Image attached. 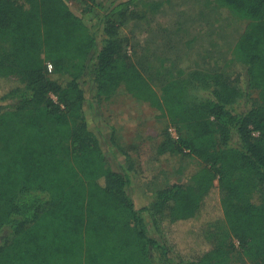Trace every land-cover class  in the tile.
Listing matches in <instances>:
<instances>
[{
    "label": "trees",
    "instance_id": "trees-1",
    "mask_svg": "<svg viewBox=\"0 0 264 264\" xmlns=\"http://www.w3.org/2000/svg\"><path fill=\"white\" fill-rule=\"evenodd\" d=\"M86 1L87 13L72 0H0L12 39L0 60V264H264V0H213L247 22L232 49L244 73L194 68L161 94L121 31L137 0ZM101 9L94 27L86 16ZM87 77L102 98L122 91L160 112L158 160L197 159L190 183L136 206L130 171L89 126ZM110 141L123 152L115 131ZM219 221L231 237L212 243Z\"/></svg>",
    "mask_w": 264,
    "mask_h": 264
},
{
    "label": "rangeland",
    "instance_id": "rangeland-1",
    "mask_svg": "<svg viewBox=\"0 0 264 264\" xmlns=\"http://www.w3.org/2000/svg\"><path fill=\"white\" fill-rule=\"evenodd\" d=\"M100 1L108 9L113 1L120 3L128 0ZM72 3L83 13H87L92 6L86 0H72ZM104 11L101 9L98 14H88V23L98 27V16ZM136 13L139 18L129 21L121 31L129 40V52L160 94L168 83L176 88L177 81L194 68L224 70L233 76L245 72V67L233 55L231 46L244 32L247 22L237 19L226 8L218 7L213 0H137ZM101 38L99 33L98 39ZM11 40L9 32H0V60L9 55ZM222 40L225 44L224 56L211 61L212 57H216L218 43ZM85 88L89 126L100 138L113 168L121 172L130 171L132 182L129 192L138 208L150 204L162 187L190 183L191 174L199 166L197 159L178 155L158 160L157 147L161 142L162 128L158 110L122 91L110 99L102 98L97 95L91 77H87ZM209 94V91L194 90L186 95L192 99ZM257 96L253 92L251 99L241 100V109L251 107L252 98ZM113 131L123 152L110 141ZM169 131L174 139L190 135L185 129L178 133L175 127L169 128ZM263 194L264 189L256 187L254 200L260 201ZM147 220L151 227L150 219ZM206 233L212 243L231 237L224 221L208 226ZM179 254L193 258L192 254ZM237 257L247 262L242 254L237 253Z\"/></svg>",
    "mask_w": 264,
    "mask_h": 264
},
{
    "label": "crops",
    "instance_id": "crops-1",
    "mask_svg": "<svg viewBox=\"0 0 264 264\" xmlns=\"http://www.w3.org/2000/svg\"><path fill=\"white\" fill-rule=\"evenodd\" d=\"M237 38H239V37H237ZM237 40L238 39H236L235 41H233V43H232L233 45L231 47H234V45H235V43H236ZM219 44H220V46H219ZM217 48H219V49H217V52H216L217 55H216V57H212L211 58V61L217 60V58L219 59V57H223L224 56V54H225V44H224V41L223 40L220 41V43H218V47Z\"/></svg>",
    "mask_w": 264,
    "mask_h": 264
},
{
    "label": "built area",
    "instance_id": "built-area-1",
    "mask_svg": "<svg viewBox=\"0 0 264 264\" xmlns=\"http://www.w3.org/2000/svg\"><path fill=\"white\" fill-rule=\"evenodd\" d=\"M49 69H50V70L52 69V65H51V64H49Z\"/></svg>",
    "mask_w": 264,
    "mask_h": 264
}]
</instances>
